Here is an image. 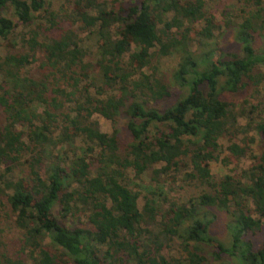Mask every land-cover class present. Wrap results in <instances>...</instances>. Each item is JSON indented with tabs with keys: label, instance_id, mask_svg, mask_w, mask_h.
<instances>
[{
	"label": "trees",
	"instance_id": "16d2710c",
	"mask_svg": "<svg viewBox=\"0 0 264 264\" xmlns=\"http://www.w3.org/2000/svg\"><path fill=\"white\" fill-rule=\"evenodd\" d=\"M238 2L232 54L207 0H0V264H264V107L225 98L264 89V0ZM163 176L204 189L164 213Z\"/></svg>",
	"mask_w": 264,
	"mask_h": 264
},
{
	"label": "rangeland",
	"instance_id": "374dc122",
	"mask_svg": "<svg viewBox=\"0 0 264 264\" xmlns=\"http://www.w3.org/2000/svg\"><path fill=\"white\" fill-rule=\"evenodd\" d=\"M208 2V10L211 11L212 14L215 15L216 19L223 26L222 34L217 40V45H214L215 48L220 50H224L228 53H236L239 54L240 46L237 44L235 40V34L232 30L227 29L226 27V14L228 12H234V9H238L240 7L238 0H207ZM217 34H219L217 32ZM9 50L13 51L12 47L9 46ZM40 61L43 60V55L40 54ZM39 65V64H38ZM162 71L167 74L168 77L171 76L172 71L176 67V60L174 58H163L161 60ZM164 75V76H165ZM263 88V87H262ZM225 98L236 104H245L247 106L256 105L259 103H263L262 107H264V89H261L260 94H256V91L253 87H250L246 90H240L236 93H226ZM248 102V103H247ZM95 120L99 123L100 129L103 133L113 134L115 130L120 132L122 140H127L129 138L128 133L125 131V118L119 119L118 123L115 127L112 123L100 115L95 116ZM241 121V120H240ZM242 122V121H241ZM230 160L232 165L229 167V170H235L234 168L239 167L240 170L246 169L250 162L244 158H239L237 156L231 155ZM163 165H159L156 168L159 169ZM237 166V167H236ZM212 171L215 177L222 176L228 170L224 168L220 163L212 164ZM152 184V187H151ZM141 190L143 191V195H146L150 192H154L156 196H151L157 204L162 212H167L170 209V204L172 202H181L187 201L192 196H197L204 189L201 186H191L186 185L182 181H178L177 183H172V180L163 176L161 179V183L152 182L148 179L145 182H140ZM191 186V187H190ZM140 207H143L144 200L143 198L139 201ZM79 219H73L72 223L75 226H78ZM222 222L215 226L213 229L214 235L220 239L225 240L226 232L224 229V225ZM1 228V241H0V250L6 252L10 257L17 259L19 254L21 253V241L19 232L16 230L14 225L12 224V219H1L0 222ZM167 253V252H166Z\"/></svg>",
	"mask_w": 264,
	"mask_h": 264
}]
</instances>
